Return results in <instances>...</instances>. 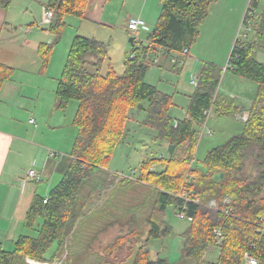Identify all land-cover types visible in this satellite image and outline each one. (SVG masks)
<instances>
[{"label": "trees", "instance_id": "trees-1", "mask_svg": "<svg viewBox=\"0 0 264 264\" xmlns=\"http://www.w3.org/2000/svg\"><path fill=\"white\" fill-rule=\"evenodd\" d=\"M214 0H159L160 10L144 41L133 40L124 70L117 74L109 57L106 43L93 37L75 35L55 88L56 106L64 110L70 100L77 101L73 125L78 129L68 154L61 179L46 196L34 195L25 213L23 227L32 230L37 222V236L21 234L5 249L0 242V264H25L24 258L39 261L45 258L52 244V257L61 254L63 245L77 221L84 214L87 201L80 191L85 179L100 168L107 167L115 148L127 134L125 124L128 110L144 111L142 125L153 130L155 137L174 146L166 158H150L142 162V181L153 188L152 208L143 244L135 249L133 264H176L165 257L149 256L151 239H164L172 233L165 221V210L172 206L189 220L181 232L183 256L196 264H244V255L264 258V62L255 59V44L245 41L243 47L232 48L230 71L256 83L257 92L240 133L208 150L202 160L194 163L199 128L205 121L203 111L211 115L228 116L238 108L215 91L220 70L214 64L203 63L197 74V86L189 96L186 116L173 118L168 109L172 96L159 91L144 80L151 65L161 66L172 54L191 47L199 36L200 26ZM260 0H251L249 7L257 8ZM90 0H48L53 10L47 30L60 37L64 17L72 15L85 19ZM3 7L7 1L1 0ZM258 42L264 41V13L256 19ZM55 42L39 43L40 73L44 72ZM161 51L154 64L150 54ZM175 65V64H172ZM13 67L0 63V90L13 74ZM182 156H176L178 149ZM253 158L259 169L253 177L243 173L247 159ZM159 170H150L154 164ZM183 194L188 196L186 200ZM228 197L229 215L220 212L223 199ZM214 199L218 209L206 206ZM197 200V201H195ZM45 201V202H44ZM216 230L220 231L217 236ZM127 237V236H126ZM217 239L219 241L217 242ZM117 243V242H116ZM218 247L215 261H206L209 247ZM209 249V250H208Z\"/></svg>", "mask_w": 264, "mask_h": 264}, {"label": "rangeland", "instance_id": "rangeland-1", "mask_svg": "<svg viewBox=\"0 0 264 264\" xmlns=\"http://www.w3.org/2000/svg\"><path fill=\"white\" fill-rule=\"evenodd\" d=\"M17 2L10 6L11 17L14 15V23L23 25V28L20 29L21 39H27L26 52L36 68L30 69L26 63H22L19 66L20 69L13 71L10 80L22 83L25 92H31L30 86L40 84L38 81H41L46 89L49 87L47 94L51 93L62 73L73 37L77 34L93 37L106 43L114 70L117 74L123 72L124 62L131 50L128 39L132 35L126 32V16L117 14L120 12L119 5H116L117 10L113 11L112 15L100 16V23L66 15L64 17L65 26L55 42V36L47 30L49 24L41 23L43 8L48 0H25L24 4ZM142 17L145 26L137 32L136 44L146 37L147 30L152 29L158 16ZM24 30H29L27 36H24ZM247 40L248 38L245 41ZM39 42H55L43 73L39 72L41 68V59L37 54ZM195 43L196 46H202L201 39L198 41L197 38L192 45ZM260 43L264 44V42ZM263 46L262 48H264ZM258 58L264 61V49L259 52ZM202 64L201 61L193 63L187 59L183 66L162 69L157 65H151L147 69L144 80L155 85L159 91L172 96L173 103L168 109L171 117L183 118L186 116L189 96L195 89L189 82V75L191 73L198 74ZM216 67L222 70L219 66ZM219 74L220 82L222 71ZM216 94H218L217 88ZM223 96L233 103L231 98ZM35 97L34 95L29 104H26L25 113H23V117H20V123H17L18 131L21 134H25L33 128L27 120L31 115L33 107L31 104ZM39 105L43 108L41 103ZM77 106V101L70 100L65 109L61 110L60 118L65 126L59 131L60 133L57 132L53 135L49 132H39L34 138V142L42 144L50 152H55L58 157L68 155L78 133L77 127L73 125ZM145 116L144 111L128 110V120L125 124L127 134L115 148L107 167L100 168L95 174L84 180L80 191L82 200L87 201L83 210L84 214L70 231L61 254L52 257L56 248L55 244H52L46 252L45 258H54L53 260L39 261L25 257V264H133L135 249L138 245L143 244L146 238L148 216L153 205V188L148 186L144 180L142 181L140 167L142 162L150 158H159L161 155L164 158L167 157L166 142L157 139L153 130L141 124ZM45 122L46 119L37 121V124H40L41 127V125L45 126ZM3 124L5 122L0 117V125ZM207 129L210 130V134L206 132ZM241 130L242 123L231 116L210 115L207 118V128L202 134L200 133L202 130L199 129L198 136L200 137L194 152V163L202 160L208 150L224 143L228 138L240 133ZM183 154V148L178 149L175 153L179 157ZM27 163V160L21 159V165L24 168L27 167ZM160 168L161 165L157 163L150 170H159ZM258 169L257 162L253 158H249L245 163L243 173L248 177H253ZM132 171H134L133 176H131ZM59 177L61 179L60 175ZM39 195L46 196L42 193ZM165 221L171 225L172 233L164 239L150 240V258L155 259L157 256H161L176 264H196L183 256L180 234L188 226L189 220L186 217H177L174 208L167 206ZM40 223L41 220H37L32 230L22 229L21 233L36 237ZM3 242L4 240H2ZM8 247L4 248H12V246ZM211 248L210 246L209 249ZM218 251V247H213L205 254L204 259L215 261Z\"/></svg>", "mask_w": 264, "mask_h": 264}, {"label": "crops", "instance_id": "crops-1", "mask_svg": "<svg viewBox=\"0 0 264 264\" xmlns=\"http://www.w3.org/2000/svg\"><path fill=\"white\" fill-rule=\"evenodd\" d=\"M6 1L7 7H3L0 0V63L11 66L14 70L20 69L19 66L22 63H26L30 69L36 68L26 52L27 39H21L20 29L23 25L14 23L15 17L14 15L11 17L12 12L9 10L13 3L19 1L24 4L25 0ZM250 1L214 0L209 5L207 17L200 26L198 41L202 40V46H196V42L189 47L188 56L184 60V64L188 59L193 63L196 61L211 63L222 69L217 93L232 99L238 111L228 116L239 120L242 126L244 121L241 116H248L257 86L256 83L233 74L230 69L223 70V68L229 60L232 46ZM116 5L120 6V12L117 14L126 16V25L127 18L130 16L143 19L142 16H158L160 10L159 0H90L83 20L100 23V16L112 15L113 11L117 10ZM255 9L256 18L247 41L254 42L257 48L255 59L264 62L258 58L259 52L264 49L262 48L264 44L258 42L255 29L256 19L264 13V0H260ZM28 32L29 30H24V36H27ZM126 32L129 34L127 28ZM170 64L166 61L159 67L164 69L176 66ZM38 82L40 84L30 86L31 92H25L22 83L9 79L4 82L0 90V117L5 122L0 125V242L4 240L2 245L6 248L7 246L10 248L17 237L22 234V229H26L23 227V220L33 196L40 193L46 195L57 184L60 179L59 175H62L68 163V155L49 156L48 150L42 144L34 142L39 132H49L54 135L57 132L60 133L59 131L65 126L60 118L61 110L56 106L54 96L56 87L47 94L49 87L46 89L43 82ZM34 95L36 97L31 104L33 105L31 115L27 120L33 128L21 134L17 123H20V117H23L27 108L26 104H29ZM40 103L44 109L39 105ZM45 119V126L40 127L37 121ZM206 128L207 120L199 128L202 130L200 133L202 134ZM206 132L210 134L209 129ZM22 158L28 162L25 168L21 165ZM29 169H35L40 174V181H23ZM262 197L264 198V189Z\"/></svg>", "mask_w": 264, "mask_h": 264}, {"label": "built area", "instance_id": "built-area-1", "mask_svg": "<svg viewBox=\"0 0 264 264\" xmlns=\"http://www.w3.org/2000/svg\"><path fill=\"white\" fill-rule=\"evenodd\" d=\"M53 10L44 6L43 8V12H42V20L41 23H50L52 17H53ZM256 18V9L255 8H251V7H247L245 15L242 18L241 21V25H240V29L238 30L236 39H235V43L233 45L232 48H234L235 46L237 48H241L244 45V41L248 38L249 33L252 31L253 29V24H254V19ZM145 25V22L143 19L139 18V17H128L127 18V31L130 33V35L133 36V40H136L137 36H138V31L141 27H143ZM144 41L143 40H139L137 42V44H139L140 42ZM136 42V41H135ZM189 53V48L188 47H184L181 52L179 54H172L169 57V62L171 64H175L176 66H183L184 64V60L185 58L188 56ZM231 53V52H230ZM162 52L159 51L156 54H150L148 57L149 59L154 63L157 64L160 61V57H161ZM133 57V54L130 53V55L128 56L127 59H130ZM230 65H229V60H228V64H226L223 68V70H227L229 69ZM189 82L191 85H193L194 87L197 86V74L195 73H191L189 75ZM210 108L205 109L203 111V115L205 116V121L206 122L209 114H210ZM241 119L243 121L246 120V116H242ZM31 121H33V119H31ZM203 123V124H204ZM48 155L49 156H57V154L55 152H50L48 151ZM134 175V171H132L131 176ZM40 174L35 170V169H29L26 172L25 178L23 179L24 182H38L40 181ZM183 198H185L186 200L188 199V196L186 194H183ZM197 201V200H195ZM45 202V201H44ZM230 202V199L228 197H224L223 199V207L220 208V212L224 215H229L230 214V209L227 207L228 203ZM206 206L210 209H218L217 208V203L214 199H210L207 201ZM177 217H182L183 213H177L176 214ZM217 236H220V231L216 230L215 231ZM219 241V239H217V242ZM244 261L247 264H260V262L252 257L249 256L248 254L244 255ZM264 264V258L262 260V263Z\"/></svg>", "mask_w": 264, "mask_h": 264}, {"label": "water", "instance_id": "water-1", "mask_svg": "<svg viewBox=\"0 0 264 264\" xmlns=\"http://www.w3.org/2000/svg\"><path fill=\"white\" fill-rule=\"evenodd\" d=\"M128 41L132 45L133 44V37L130 36ZM166 149H167V155L170 156L172 154V152H173L174 146L170 145V144H167V148Z\"/></svg>", "mask_w": 264, "mask_h": 264}, {"label": "bare ground", "instance_id": "bare-ground-1", "mask_svg": "<svg viewBox=\"0 0 264 264\" xmlns=\"http://www.w3.org/2000/svg\"><path fill=\"white\" fill-rule=\"evenodd\" d=\"M37 264V263H36Z\"/></svg>", "mask_w": 264, "mask_h": 264}]
</instances>
